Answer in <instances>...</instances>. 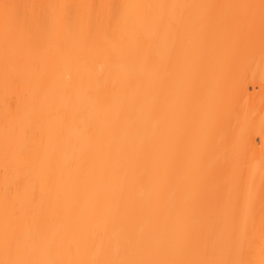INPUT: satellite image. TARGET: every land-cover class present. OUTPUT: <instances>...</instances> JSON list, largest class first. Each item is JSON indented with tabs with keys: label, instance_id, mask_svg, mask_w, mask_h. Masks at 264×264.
<instances>
[{
	"label": "bare ground",
	"instance_id": "bare-ground-1",
	"mask_svg": "<svg viewBox=\"0 0 264 264\" xmlns=\"http://www.w3.org/2000/svg\"><path fill=\"white\" fill-rule=\"evenodd\" d=\"M4 2L24 5L32 0H0ZM35 2L70 5L72 23L89 20L92 32L80 54L62 48L42 57L18 48L15 40L6 44L0 24V235L6 181L13 193L19 187L21 197L35 187V211L46 216L43 228L51 237L66 230L77 240L90 237L108 221L113 256L123 254L126 239L146 240L153 253L160 254L157 250L172 227L175 206L181 200L189 212L180 235L188 239L203 233L211 221L230 213L233 189L238 188L243 198L250 181L258 227L264 211L261 0ZM123 3L219 7L187 10L192 26L182 49L173 45L171 32L162 29L160 46L151 53V70H144L142 56L131 54L137 42L127 28L123 29L125 50L101 38L105 27L115 21L110 10L100 6ZM140 11L129 9L131 15ZM143 11L153 17L163 11L173 27L184 19L180 9ZM210 14L215 22L204 23ZM23 15L21 8L19 16ZM249 32L250 44L245 40ZM71 39V32H66L64 45ZM141 39H154L151 24L143 26ZM170 47L181 56L176 76L163 70ZM161 81L169 83L167 95L159 91ZM193 85L198 95L186 106ZM189 122L202 141L214 146L202 158L189 150ZM22 128L29 133L20 143L31 164L19 174L10 165L6 173V138L14 139ZM182 158L196 170L189 179H184ZM169 169L179 186L166 182ZM42 185L45 194L41 202ZM16 227L23 241L41 225L29 216ZM104 251L101 241L89 238L81 256L91 259ZM165 255L180 257L185 252L173 246Z\"/></svg>",
	"mask_w": 264,
	"mask_h": 264
},
{
	"label": "snow or ice",
	"instance_id": "snow-or-ice-1",
	"mask_svg": "<svg viewBox=\"0 0 264 264\" xmlns=\"http://www.w3.org/2000/svg\"><path fill=\"white\" fill-rule=\"evenodd\" d=\"M101 8L110 10L111 18L115 23L105 27L101 38L113 45H119L122 50L126 49L123 29L127 28L129 34L136 40L137 47L131 51L133 56L140 55L143 58L144 70H151V53L160 46L159 34L163 29L166 33L171 32L173 45L183 48L184 40L189 33L192 20L186 15L187 10L194 7H206L215 9L217 5H190V4H138L130 5L123 3L117 6L101 5ZM135 7L141 10L137 15H131L129 9ZM252 7V6H246ZM262 24H264V0H261ZM24 9L23 18L19 16V10ZM158 8L180 9L184 16L173 27L169 17L163 11L159 16L153 17L143 10ZM207 24L215 22L214 15H209L203 21ZM252 21L249 20V26ZM0 24L3 25L5 43L15 40L18 48H27L39 56H46L49 52L62 49L70 54H80L85 47L86 37L91 34L92 28L89 20L80 19L78 25L71 20V6L64 3H37L35 0L16 5L12 3H0ZM145 24H151L154 39L143 42L141 39L142 28ZM66 32H71L70 43L64 45ZM247 43H251V33L245 37ZM261 58L264 60V32L261 38ZM181 66V56L169 48L167 61L163 70L169 75L176 76ZM159 91L167 95L170 91L169 83L161 81ZM198 95V89L193 85L186 96V106ZM222 106L224 101H219ZM155 111V109H152ZM151 114V112L149 113ZM189 139V150L198 152L202 158L205 153L213 149L210 142L200 139L198 130L189 122L186 129ZM29 135L26 129H21L17 136L6 138L5 144V171L13 166L18 174L31 164V157L22 149L20 143ZM34 136L35 133L33 132ZM60 133H57L59 136ZM211 129H209V136ZM12 147L11 154L9 148ZM184 164V179L191 178L196 170L182 158ZM50 174L51 170H50ZM167 183L178 180L173 170L166 172ZM261 182L264 184V171L261 173ZM45 194L43 185L39 192L42 202ZM159 193H157L158 197ZM38 194L33 187L30 193L21 197L19 187L13 193L6 181L4 226L0 235V250L3 259L0 264H264V211L261 212L259 226L255 223V193L252 191L251 181L247 192L241 198L238 188L233 189V197L230 213L223 219L211 221L206 230L197 232L192 237L185 239L180 233L183 222L188 215L189 209L184 201H178L173 213L172 227L166 238L161 240L160 254H154L148 241H133L126 239L123 254L113 256L112 244L107 238L108 221L100 231L93 232L91 236L84 235L77 240L71 230L51 237L44 231L47 218L41 215L35 208ZM19 201V202H18ZM31 216L33 221L41 228L26 234L22 241L17 232V224ZM89 238L99 240L104 245V254L95 258H84L81 249L86 246ZM181 247L185 255L168 258L165 253L170 247Z\"/></svg>",
	"mask_w": 264,
	"mask_h": 264
}]
</instances>
